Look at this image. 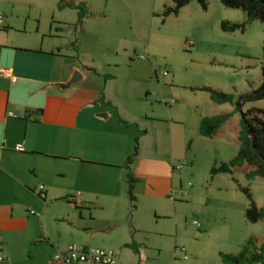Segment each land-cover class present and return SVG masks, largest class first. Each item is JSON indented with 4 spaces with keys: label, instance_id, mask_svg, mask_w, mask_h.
<instances>
[{
    "label": "rangeland",
    "instance_id": "374dc122",
    "mask_svg": "<svg viewBox=\"0 0 264 264\" xmlns=\"http://www.w3.org/2000/svg\"><path fill=\"white\" fill-rule=\"evenodd\" d=\"M205 1L206 10L193 1L164 17L172 0H62L61 9L59 0H0V16L11 15L16 25L41 31L62 26L92 67L116 75L109 90L128 86V75L137 79L141 104L132 110L162 122L156 123L162 128L157 136L150 134L135 146L140 154L145 145L161 144L157 155L147 153L170 168L158 179V196H149L147 182L139 181L134 203L127 199L119 206L75 208L64 199L46 213V238L54 247L116 251L119 264H222V255L238 254L250 238L264 245V220L247 221L249 201L241 190L248 188L255 206L262 208L264 179L248 180L253 168L246 164L231 173H211L237 154L242 113L264 108V100L243 101L264 80V23L248 20L219 0ZM223 22L237 29L224 31ZM202 87L231 95V103H214L198 90ZM128 103L123 99L122 111L131 108ZM225 114L230 119L213 137L199 135L201 118ZM74 214L76 226L72 221L64 226L62 217ZM15 226L4 245V254L11 255L6 262L48 264L43 243L23 246L22 224Z\"/></svg>",
    "mask_w": 264,
    "mask_h": 264
},
{
    "label": "crops",
    "instance_id": "0c3cea01",
    "mask_svg": "<svg viewBox=\"0 0 264 264\" xmlns=\"http://www.w3.org/2000/svg\"><path fill=\"white\" fill-rule=\"evenodd\" d=\"M63 29L60 25L49 26L48 31L30 29L27 24L16 25L11 15L2 16L0 68L13 76V80L0 77L2 264L10 263L4 245L16 224H22L23 246L43 243L50 264L58 248L46 238L48 210L64 199L75 208L122 205L129 199V172L136 182L146 181L149 196L157 197L158 179L170 171L164 160L147 155H157L161 144L145 145L140 154L135 153L137 142L162 131L156 124L161 121L133 111L134 104H141L137 79L128 75V86L109 90L116 75L92 67L75 47L77 39L72 42ZM75 72L81 74V81L63 89ZM123 99L131 103L129 110L122 111ZM16 146L23 151H15ZM129 157L133 161L127 165ZM40 187L45 200L35 193ZM61 220L64 226L77 223L75 214Z\"/></svg>",
    "mask_w": 264,
    "mask_h": 264
},
{
    "label": "trees",
    "instance_id": "16d2710c",
    "mask_svg": "<svg viewBox=\"0 0 264 264\" xmlns=\"http://www.w3.org/2000/svg\"><path fill=\"white\" fill-rule=\"evenodd\" d=\"M196 1L206 10L207 5L205 0H172L173 7L166 8L162 15H177L181 8L187 4ZM220 3L230 9L241 10L248 20H257L264 23V0H219ZM62 0H59V8L63 6ZM221 29L224 31L233 32L237 29L236 25H229L223 22ZM262 76L264 78V43H263V67ZM199 91L207 92L211 100L217 104L231 103L232 96L224 94L210 87H202ZM264 100V88L258 92L246 96L245 102H255ZM231 117V114L221 116L205 117L200 120L199 135L202 137H213ZM239 148L237 154L227 163H222L216 168H212V174L231 173L236 167L244 164L253 168L252 171L246 174L248 180L254 177L264 179V108H251L242 113L241 130L238 136ZM132 157L127 159V165L132 163ZM136 179L129 172L127 173V194L129 200L134 203V190ZM245 193L249 207L245 212V217L250 223H257L264 220V207L257 208L251 198L248 188H241ZM222 264H264V245L258 247L256 240L250 238L236 255H222Z\"/></svg>",
    "mask_w": 264,
    "mask_h": 264
},
{
    "label": "built area",
    "instance_id": "2783aa9c",
    "mask_svg": "<svg viewBox=\"0 0 264 264\" xmlns=\"http://www.w3.org/2000/svg\"><path fill=\"white\" fill-rule=\"evenodd\" d=\"M2 16H0V26H1ZM187 47L192 46V42H187ZM164 73L163 75H166ZM0 77L13 80V76L9 70L0 68ZM11 115V114H10ZM15 151L21 152L23 148L21 146H16ZM41 200H45L44 188L40 187L35 192ZM31 215H35L33 210L30 211ZM183 259L187 260L188 257L184 251ZM119 253L116 251L103 250L98 248H85L77 247L75 245H68L65 248L57 249L50 258V264H118ZM4 262V257L1 253V242H0V264Z\"/></svg>",
    "mask_w": 264,
    "mask_h": 264
},
{
    "label": "water",
    "instance_id": "95a60500",
    "mask_svg": "<svg viewBox=\"0 0 264 264\" xmlns=\"http://www.w3.org/2000/svg\"><path fill=\"white\" fill-rule=\"evenodd\" d=\"M81 79H82L81 74L79 72H75L73 74L72 78L66 84L62 85V88L63 89L70 88L72 85H74L77 82L81 81ZM263 88H264V80H263L262 85L255 92H258V91L262 90ZM237 107L240 108L239 105Z\"/></svg>",
    "mask_w": 264,
    "mask_h": 264
}]
</instances>
